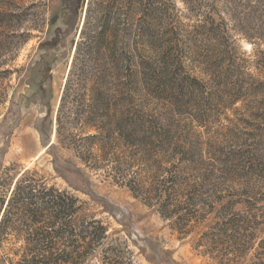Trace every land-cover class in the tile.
Listing matches in <instances>:
<instances>
[{"label":"trees","instance_id":"1","mask_svg":"<svg viewBox=\"0 0 264 264\" xmlns=\"http://www.w3.org/2000/svg\"><path fill=\"white\" fill-rule=\"evenodd\" d=\"M182 2L197 14L195 24L181 22L174 0H65V20L81 6L83 16L55 133L59 140L71 122L95 130L81 141L115 162L118 181L134 198L180 234L211 214L214 222L201 237L210 240L206 250L229 239L237 262L264 223L260 200L225 199L250 197L248 185L235 193L227 183L241 177L248 184L264 172V50L246 56L237 37L244 31L254 45L264 43V22L256 21L252 34L246 30L255 20L250 12L264 10L250 0ZM12 6L0 11V26L15 24L9 33L26 36V8ZM36 175L19 173L9 196L0 197V248L11 250L24 232L28 244L12 264H81L88 252L75 249L73 238L91 234L100 241L104 226L90 221L76 229L77 199ZM251 264H264V238Z\"/></svg>","mask_w":264,"mask_h":264},{"label":"rangeland","instance_id":"2","mask_svg":"<svg viewBox=\"0 0 264 264\" xmlns=\"http://www.w3.org/2000/svg\"><path fill=\"white\" fill-rule=\"evenodd\" d=\"M31 1L34 5L28 7ZM251 1H257L256 6L264 10L263 0ZM13 4L20 6L22 11L26 8L28 21L23 22L22 30L28 32L24 33L28 36L20 37V30L11 35L9 32L15 24L0 26V197L9 196L19 173L26 169H35L37 178H47L48 184L71 193L78 206L72 217L75 228L91 221L105 229L100 241L91 238V234L73 238L75 249L88 252L81 264H251L257 243L264 238V223L255 230L257 238L253 248L247 249L237 262L234 261L236 251H230L229 239L215 247L210 245L207 251L204 244L208 246L210 240L201 237L210 231L208 225L214 222L211 214L207 215L206 223L195 225L187 234H180L155 208L144 205L120 184L113 169L115 162L104 160L97 145L88 146L81 141L83 136L96 133L95 130L74 126L75 122L66 123L57 139L58 98L78 40L82 6L78 9L80 14L67 21L63 10L65 0H48L45 5L43 0H0V11L15 10ZM174 4L182 23L195 24L198 17L190 7L187 8L182 0H174ZM250 14L255 20L246 30L252 34L256 23L264 22V12ZM259 29L264 31V25H259ZM19 41L22 43L18 44ZM237 44L239 50L250 57L256 47L264 50L263 42L254 45L244 38V31L238 35ZM250 71L255 73L253 68ZM160 107L154 104L152 109L159 111ZM50 144L53 146L49 147ZM53 154L61 170L54 167ZM62 171L73 182L68 181ZM261 174L264 172L251 176L248 184H245L247 179L241 177L227 183L235 193L248 185L246 191L250 197L234 195L225 199H256L262 202L259 205H264ZM217 182L226 184L222 179ZM4 207L0 209V218ZM27 236L21 232L11 250L0 248V264L16 261L22 252L20 247L28 244ZM200 239L203 245L196 246ZM61 244L73 248L71 244L58 241L60 247Z\"/></svg>","mask_w":264,"mask_h":264},{"label":"water","instance_id":"3","mask_svg":"<svg viewBox=\"0 0 264 264\" xmlns=\"http://www.w3.org/2000/svg\"><path fill=\"white\" fill-rule=\"evenodd\" d=\"M59 99H60V95H59V98H58V100H59ZM58 103H59V102H58ZM58 103H57V104H58Z\"/></svg>","mask_w":264,"mask_h":264},{"label":"bare ground","instance_id":"4","mask_svg":"<svg viewBox=\"0 0 264 264\" xmlns=\"http://www.w3.org/2000/svg\"><path fill=\"white\" fill-rule=\"evenodd\" d=\"M41 153V152H40ZM38 156V154L36 155V157Z\"/></svg>","mask_w":264,"mask_h":264}]
</instances>
